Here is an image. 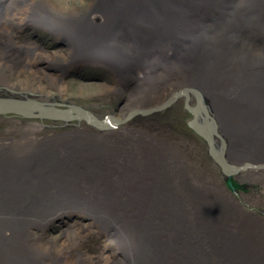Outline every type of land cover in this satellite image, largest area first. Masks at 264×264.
Returning <instances> with one entry per match:
<instances>
[{
  "label": "bare ground",
  "instance_id": "1",
  "mask_svg": "<svg viewBox=\"0 0 264 264\" xmlns=\"http://www.w3.org/2000/svg\"><path fill=\"white\" fill-rule=\"evenodd\" d=\"M26 26L65 39V64L127 80L128 111L177 92L191 107L198 95L230 178L264 166V0H91L82 10L0 0L1 33ZM43 58L34 51L29 65ZM4 75L0 98L67 104L62 91H21ZM111 114L96 130L20 120L0 130V264H264V212L242 208L179 142ZM72 217L83 225L43 247L50 225ZM86 231L105 239L96 261L78 250Z\"/></svg>",
  "mask_w": 264,
  "mask_h": 264
},
{
  "label": "rangeland",
  "instance_id": "2",
  "mask_svg": "<svg viewBox=\"0 0 264 264\" xmlns=\"http://www.w3.org/2000/svg\"><path fill=\"white\" fill-rule=\"evenodd\" d=\"M90 1L63 0L61 3L55 0V3L60 7L82 10ZM5 31L8 33L2 34L3 30L0 28V69L5 71L4 77L7 83L19 87L21 91L24 89L33 91L41 89L45 94L53 96L62 91V102L67 104H54L53 106L58 110H68L71 105L78 106L94 117H99L101 121L109 116L107 114L112 113L114 118L126 120L119 127L143 128L147 129L149 133L159 134L168 141L179 142L183 149L186 147L191 155L193 153L198 165L208 168L205 174L214 177L219 186L239 200L238 203L242 208L248 206L254 214L262 215L261 212H264V166H261L259 170L254 169L253 172H258L259 178L257 179H255L257 174L250 176L253 180L244 182H239L232 177L231 182L236 188L231 189L227 185V180L220 166L208 154L207 144L188 127V122L192 116L186 110L184 92H177L176 94L182 95L163 110L142 115V112L161 107L157 105L128 111V106L134 103L129 99L132 94V87L129 82L126 80L125 84H121L113 71L105 66L92 64L91 61L65 64V61L61 59L62 55L69 52L67 51L69 45L65 39H60L57 35L46 30L31 26L21 29H5ZM33 50L44 57L40 62L41 65L38 66L39 68L29 65ZM54 79L59 80L56 86L51 84ZM98 87H108L111 91L106 92ZM172 98L173 96L169 100ZM194 100L195 102L191 107L197 105L195 97ZM134 112L137 114L132 116L131 114ZM10 120L37 122L43 125L48 132H57L76 126L97 129L83 120L79 122L76 120L25 119L17 115L6 114L0 115L1 131L11 127ZM83 223L84 220L72 217L63 222L51 224L44 232L43 247L44 245L49 246L50 239L60 240L65 230H73ZM84 234L86 238L84 242L81 241L78 250L80 254L88 252V255L93 258L92 260L96 261L100 255V246L105 239L101 235H95L89 231ZM74 241L78 242L75 238Z\"/></svg>",
  "mask_w": 264,
  "mask_h": 264
},
{
  "label": "water",
  "instance_id": "3",
  "mask_svg": "<svg viewBox=\"0 0 264 264\" xmlns=\"http://www.w3.org/2000/svg\"><path fill=\"white\" fill-rule=\"evenodd\" d=\"M183 94H185V92ZM181 95L182 94L175 95L165 105L152 111L142 112V115H148L153 111L163 110L164 108L172 104L175 101V99L177 97H180ZM195 98L197 101L196 107H189L188 105H186V110L192 116V119L188 122V127L204 140V142L208 146V154L214 160V162L218 166H220L222 172L226 176L227 185L231 189H235L236 186L232 184L230 177L232 173L236 172V169L231 168L225 164V162L222 159L221 150H218L216 146H214L213 144L214 126L212 128L211 126L212 124L208 119L207 113L204 107H202L200 97L198 95L197 96L195 95ZM69 109L70 112H74L76 115L70 117L66 115L67 112L58 110L53 105L48 106L31 100L0 98V115L13 114L25 119H39V120L47 119L52 121H58V120L82 121L83 120L86 123L91 124L95 127H103L107 123L105 122V120L99 121L98 119H95L92 114L85 111L81 107L71 106ZM136 114L137 112H134L131 115L134 116Z\"/></svg>",
  "mask_w": 264,
  "mask_h": 264
}]
</instances>
